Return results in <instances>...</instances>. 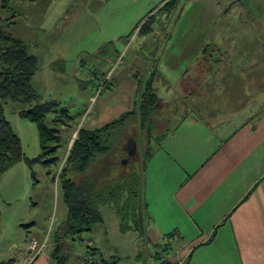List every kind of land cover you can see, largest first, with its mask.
<instances>
[{
    "label": "rangeland",
    "instance_id": "1",
    "mask_svg": "<svg viewBox=\"0 0 264 264\" xmlns=\"http://www.w3.org/2000/svg\"><path fill=\"white\" fill-rule=\"evenodd\" d=\"M167 1L13 0L19 15L12 31L39 59L32 85L40 99L58 101L73 115L74 123L94 129L133 108L139 82H145L152 69L159 66L160 73L163 69L178 73L207 48L211 57L226 64L244 62L245 70L261 69L264 77V0H173L157 12ZM152 14L155 21L140 32ZM195 45L201 47L198 52ZM154 87L164 96L162 82ZM4 108L25 156L36 157L40 153L37 126L19 115L28 106L6 101ZM62 130L66 153L75 131ZM162 131L158 127L155 133ZM137 148L139 152L143 145ZM126 153L118 151L117 158L125 159ZM138 155L136 165L142 162V153ZM124 159L122 166L127 165ZM34 169L39 181L34 187L25 160L0 176V261L21 248L25 239L49 236L66 220L67 207L58 188L42 167ZM101 212L104 222L85 234L106 258L114 255L121 264L159 263L150 255L159 248L137 233H121L119 219L109 206ZM75 247L74 251L77 242Z\"/></svg>",
    "mask_w": 264,
    "mask_h": 264
},
{
    "label": "crops",
    "instance_id": "2",
    "mask_svg": "<svg viewBox=\"0 0 264 264\" xmlns=\"http://www.w3.org/2000/svg\"><path fill=\"white\" fill-rule=\"evenodd\" d=\"M196 58L178 73L151 68L166 88L156 89L163 131L144 172L146 243L160 264H264V77L244 62ZM35 236L46 245L30 262ZM51 240L33 235L7 259L50 264ZM75 245L69 264H84Z\"/></svg>",
    "mask_w": 264,
    "mask_h": 264
},
{
    "label": "trees",
    "instance_id": "3",
    "mask_svg": "<svg viewBox=\"0 0 264 264\" xmlns=\"http://www.w3.org/2000/svg\"><path fill=\"white\" fill-rule=\"evenodd\" d=\"M14 1L36 3L42 0ZM172 1H167L157 12ZM0 13L4 14L0 15V176L25 160L31 170L33 187L39 183L34 169L38 165L45 170L51 185L58 188L67 207V217L50 233V264H69L71 252L68 242L74 241L79 248L73 254L81 250L79 253L84 264H121L115 256L106 258L99 254V249L91 244L85 233L104 222L101 208L109 206L119 219L121 233H137L146 242L148 217L144 172L153 154V144L161 139V135L155 133L159 127L156 120L159 97L154 87L155 72H150L145 82L140 80L131 110L101 127L88 129L83 124L74 123L73 115L58 101L40 99L32 85V79L40 68L39 59L30 51L27 42L12 31L17 24L19 10L13 5V0H0ZM151 21H155V14L141 25L140 32L148 29ZM207 49L201 58H211L212 54ZM6 101L28 106L19 115L37 126L40 153L36 157L25 156L21 139L6 117ZM64 128L75 131L66 153L64 150L68 145H65L62 136ZM130 138L139 147L143 145L133 156L127 150ZM118 151L128 153L129 156L120 159H124L127 165L122 166L117 158ZM139 153H142V162L136 165L133 162ZM84 236L90 241L89 246L80 243ZM159 254L157 251L154 255L156 260H161ZM0 264H15V260H2ZM161 264L167 263L163 261Z\"/></svg>",
    "mask_w": 264,
    "mask_h": 264
},
{
    "label": "built area",
    "instance_id": "4",
    "mask_svg": "<svg viewBox=\"0 0 264 264\" xmlns=\"http://www.w3.org/2000/svg\"><path fill=\"white\" fill-rule=\"evenodd\" d=\"M84 246H89L90 241H88V238L84 236L82 238V241L80 242ZM46 240L44 241H38L37 239H31L27 245V252L29 254V260L32 262L45 248Z\"/></svg>",
    "mask_w": 264,
    "mask_h": 264
},
{
    "label": "water",
    "instance_id": "5",
    "mask_svg": "<svg viewBox=\"0 0 264 264\" xmlns=\"http://www.w3.org/2000/svg\"><path fill=\"white\" fill-rule=\"evenodd\" d=\"M127 150L130 156H133L137 151V143L133 138L128 140Z\"/></svg>",
    "mask_w": 264,
    "mask_h": 264
}]
</instances>
